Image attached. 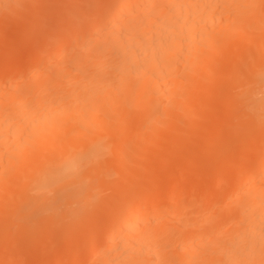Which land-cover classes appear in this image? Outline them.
I'll return each mask as SVG.
<instances>
[{"label": "bare ground", "instance_id": "1", "mask_svg": "<svg viewBox=\"0 0 264 264\" xmlns=\"http://www.w3.org/2000/svg\"><path fill=\"white\" fill-rule=\"evenodd\" d=\"M25 1L30 0H0V215L6 217H0V264L24 260L17 252V260L13 254L1 257L9 239L13 246V240L28 238L19 246L26 257L28 249L32 254L43 241L63 239L71 229L77 243L70 236V242L58 241L71 254L56 252L49 263L50 244L42 245L43 263L83 264L98 249L97 264H264V137L257 136L263 131L256 134L264 130V0H92L88 6L95 9H86L83 17L68 10L71 19H79L74 24H81L72 32L62 22L52 28L56 14L50 12L56 19L44 14L52 30L44 24L40 38L33 25L26 31L16 25L28 8L21 10ZM59 1L51 9H64ZM5 5L9 12L2 15ZM14 19L23 31L12 34L17 30L11 32L8 24ZM30 40L32 46L26 44ZM245 77L257 87L253 95L236 92ZM232 79L238 83L229 86ZM221 82L234 92L224 90L226 104L217 89ZM215 98L222 106L217 100L207 105ZM240 105L244 111H237ZM203 106L219 110V120ZM219 106L228 107L227 113ZM241 112L254 125L255 137L239 136L235 143L231 134L233 143L217 144L229 138L223 131L216 135L215 124L224 130ZM198 118L217 122H210L208 135L199 131L207 135L199 134L201 140L196 128L206 129L209 121L193 122L198 126L189 129ZM189 130L190 143L200 140L198 145H186ZM245 130L235 126L232 133ZM212 140L239 150L246 143L243 156L232 162L230 156L221 162L212 156L213 163L208 156L199 159L215 150ZM216 145L215 154L226 148ZM195 187L203 192L195 190L202 199L193 212L186 195ZM212 197L238 209L229 212V206L207 217ZM8 217L14 222H6ZM57 227L64 230L60 239ZM46 235L54 236L47 242ZM35 251L23 257L29 264L41 258Z\"/></svg>", "mask_w": 264, "mask_h": 264}, {"label": "rangeland", "instance_id": "2", "mask_svg": "<svg viewBox=\"0 0 264 264\" xmlns=\"http://www.w3.org/2000/svg\"><path fill=\"white\" fill-rule=\"evenodd\" d=\"M54 1H57V2H58L59 0H53V1H48V0H35V1H33V0H30L28 3L25 1V3H27V6H26V5L23 6V7L21 8V10L25 9L26 7H28V8H26L25 11L23 10L24 12H22V13H20L21 11H19V13L21 14V17H22V18L20 17V15H19V17L21 18V20H24V21H22V22H21V20L19 21V17L17 16L19 22L17 21V22H16V25L19 24V23H22V26H20L21 24H19V25H17V26H19V27H21V28H23V26H26L25 28H23L24 31H26V29L29 30V28H30V29H31V28L33 29V27H34V28L38 29V35H40V33H39V32H40V28H42V26L45 24V26H43V27H44L45 29H46V27H48L47 32H49V31L52 30V29L50 30V26L48 25V23L50 22V18H51V17H52V18H53V17L55 18V16H52V15H50V14H52V13L54 12V13L56 14V17L58 18L59 21L55 20V21L53 22V21H52L53 19H51V21H52V23H53L52 28H53L54 25H56L58 22H62V23H63L62 25H66V31H69V32L71 31V32H72L73 30L75 31V29L78 28L77 26H80L81 24H80V23H77L78 25H77V24H76V25L74 24L73 20L76 18V16H75V18L72 17V19H73V20H72L71 17H69L70 14L68 13V12H69L68 10H70V13H71V9H73L74 11L76 10V11H75L76 14H78V16H79V13H80V15L83 17V16L87 15V13H88L89 11H90L89 13H91V12L95 9V7H94L93 5L96 6V5L98 4V1H99V4H100V1H104V3H105L107 0H95V1L97 2V4L95 3V4L92 5V6L94 7L93 10H90V9H92L93 7L89 8L91 5H90V6H88V5H89V3L92 4L91 2H93L94 0H93V1H92V0H63V1H66V3L64 2L65 5H63V3H62L63 1L61 0L62 2H61L60 4H62V7H63L65 10L62 9L61 7H60L59 9H55V8H54L55 10H54V9H51V7H53V2H54ZM51 2H52V3H51ZM57 2H56V3H57ZM59 2H60V1H59ZM109 2H110V1H109ZM107 3H108V2H107ZM102 4H103V2H102ZM54 5H55V3H54ZM56 5H57V4H56ZM57 6H58V5H57ZM57 6H56V7H57ZM60 6H61V5H60ZM64 6H65V7H64ZM6 7H7L6 5H5V7L3 6V8H2L3 11L1 10V13H2V12L5 13L4 11L7 10ZM97 7H98V6H97ZM97 7H96V8H97ZM74 8H75V9H74ZM5 9H6V10H5ZM60 9H61V10H60ZM82 9H83V10H82ZM86 9H89L88 12H87ZM53 10H54V11H53ZM57 10H58V11H57ZM51 11H52V13H50ZM60 11H61V12H60ZM8 12H9V11H6V13H8ZM56 12H57V13H56ZM58 12H59V13H58ZM86 12H87V13H86ZM3 13H2V15H3ZM23 13H24V14H23ZM41 13H42L43 15H41ZM46 13L49 14V17H50V18H49L47 15H45V17H44V14H46ZM54 13H53V14H54ZM11 14H12V13H9V15H6V14H4V15L7 17V16H10ZM22 14H23V16H22ZM38 14H40L43 18H46V19H48V20H46V19H42V17L38 16ZM55 14H54V15H55ZM71 14L74 16L73 13H71ZM24 15H25V16H24ZM58 15H59V16H58ZM62 16H63V18H62ZM33 17H34V18H33ZM11 18H12V20H13V15L11 16ZM25 18H27V19H25ZM37 19H38V21H37ZM55 19H56V18H55ZM15 20H16V19H14V22H13V23L11 22L10 24H8V26H9V30H10V31H11L10 28H12V30H17V31H15V32H13L12 34H14V33H19L18 30H20V32L23 31V30L19 29V28L15 25ZM27 20H28V21H27ZM31 20H32V21H31ZM35 20L37 21V23L35 22ZM43 20H46L45 23H44ZM78 20H79V19H78ZM78 20L75 19L74 21H78ZM29 21H31V22H29ZM33 21L35 22V24L33 23ZM56 21H57V22H56ZM71 21H72L73 23H71ZM38 22H39V24H40V27H39ZM42 22H43V24H41ZM50 23H51V22H50ZM12 24H13V25H12ZM23 24H26V25H23ZM11 25H12V26H11ZM29 25H33V26H29ZM28 26H29V28H28ZM15 27H17V29H16ZM44 28H42V30H44ZM62 28L64 29L65 26H63ZM7 31H8V30L6 29V33H7ZM10 31H9V32H10ZM11 32H12V31H11ZM47 32H45V34H46ZM64 32H65V31H64ZM69 32H68V33H69ZM9 35H10V34H9ZM9 35H8V36H9ZM42 35H44L43 32H42V34L39 36V38H40ZM6 36H7V35H6ZM32 38H33V37H32ZM1 39H2V40H6V41H2V42H5V43L8 42V41H7L8 39H6L5 35H3V36L1 37ZM32 40L35 41L34 39H32ZM32 40L28 41L26 44L32 46V42H31ZM2 44H3V43H1V45H2ZM0 48H1V47H0ZM2 48H3V45H2ZM4 57H6V56H4ZM10 57H12V59H9V61H8L9 64H10V63L12 62V60H13V55H11ZM10 60H11V61H10ZM4 61H6V60H4ZM241 74H242V73H241ZM241 74H240V75H241ZM217 75H218V77H217L218 80L221 79V81H223L224 76H222L223 78L220 77V72H219V74L217 73ZM217 75H216V76H217ZM238 75H239V73H238ZM243 75H244V74H242L241 76L243 77ZM231 76H232V78H234V79H236V80L238 79L237 81H239V79H241V78H237L238 76L236 77V75L233 76V75L231 74L230 77H231ZM244 76H245V75H244ZM230 77H229V78H230ZM245 78H246V77H245ZM234 79L231 80V83H230L229 86H231V84L233 85V82H232V81H234ZM241 80H242V79H241ZM241 80H240V81H241ZM237 81H236V82H237ZM219 82H220V81H219ZM236 82L234 81L235 84H236ZM225 83H226V82H225ZM237 83H238V82H237ZM219 84H220V85H219ZM219 84L217 83V86L219 87V88H218V87L216 86L217 89H219L220 92H223V93H224V94L222 93L223 95H220L221 93L219 94V95H220V99H221L222 96L225 95L226 86H225V89H224V87H221V84L224 85V83L221 82V83H219ZM229 86L227 85V88L230 89V90H231L232 88L235 87V86H232L231 88H229ZM221 88H222V89H221ZM220 89L223 90V91H221ZM224 90H225V91H224ZM256 90H257V87H256L255 83H253V82L251 81V79H248V78H246V80L242 81L241 84L238 85V86L236 87V92H239V94H240V92H241V93H245V94H247L248 96H249V95H253L254 91H256ZM214 91H216V89H214ZM219 91H216V93L213 92V96H214V93H215V94L217 95V97L219 98V96H218V92H219ZM227 91H228V90H227ZM227 91H226V92H227ZM232 91H233V90H232ZM227 93L230 94V92H227ZM233 93H234V92H233ZM233 93H231V94H233ZM231 94H230V95H231ZM239 94H236V93H235V95H232V96H238ZM213 96H212V97H213ZM214 97H216V96H214ZM214 97H213V99H214ZM223 99H225V98L223 97V98L221 99V102H222ZM216 100H217V99L215 98V101L213 102V104H207V105H211V106L213 105V106H214V103L216 102ZM218 103H219V100H217V104H218ZM230 103H231V102H230ZM215 104H216V103H215ZM223 104H226V103L224 102V100H223ZM219 105H220V103H219ZM229 105H230V104H229ZM231 105H232V104H231ZM234 105H235L236 107L239 106V105L236 104V103L233 104V105L231 106V109H232V110H233V108H234L233 112L235 111V106H234ZM237 105H238V106H237ZM215 106H216V109H218V105H215ZM220 106H222V105H220ZM220 106H219V107H220ZM226 106H228V105H226ZM233 106H234V107H233ZM240 106H241V105H240ZM249 106H252V104L250 103ZM205 107H206V106H205ZM229 107H230V106H229ZM232 107H233V108H232ZM201 108H203V109H204V112L207 113V114H209L210 117H212L211 115L213 114V117H212V118H214L215 116L218 115L217 111H219V110L214 109V107L211 108V109H205L204 106H203V107H201ZM208 108H210V106H209ZM220 108H221V109L223 108L222 110H224V107H220ZM227 108H228V107H227ZM227 108H226V109H227ZM241 108H243V109H239V108H238L237 111H238V110H240V111H241V110L244 111V107L241 106ZM213 109H214V111H216V112H214ZM226 109L224 110V112L226 111ZM231 109H229L230 111L228 110V112H231V113H232V115H230V116H231L232 118H234V120H235V116L233 115V112L231 111ZM222 110H220L221 113L223 112ZM201 111H202V110H200V114H201V116L204 117V115H202ZM202 112H203V111H202ZM205 113H204V114H205ZM216 113H217V114H216ZM226 113H227V111H226ZM236 113H237V112H236ZM238 113H239V112H238ZM200 114H199V115H200ZM214 114H216V115H214ZM199 115H198V112H197V117H198ZM221 115L224 116V114H221ZM227 115H228V114H227ZM236 115H237V114H236ZM240 115H242V117L239 118ZM201 116H200V117H201ZM223 116H220V117H221L220 121H221L222 119H224ZM233 116H234V117H233ZM239 116H238V119H240V120H237V121L234 122V123H232V122H233L232 120H230V121L227 120L228 123H227V122L225 123V125L227 124V127H226V126L224 125V123H223V125L226 127V128H225V127L223 126L224 130H220V125L222 126V124H220L221 122L219 123L220 125L217 124V125H218V126H217V125L215 124V123H217V122L213 121V123H212V121L207 120V121H209V122L205 121V123H206V122L208 123V124H205L203 121L207 119L206 115H205L204 118L202 117V119H204L203 121H202L201 119H199V118H198V120L195 119V120L193 121V119H194V117H193V119H192L191 122L193 123V122H196V121H199V122L202 121V122L205 124V126H207L206 129H205L204 127H203L204 129H200L201 127H197V126H198V125H199V126H202V125L204 126V124H202V122H200L201 125L199 124V122H197L198 125L195 124L196 127L199 128V129L196 128V135L198 134L197 136L199 137L200 140L202 139V137H201L202 135H199V134H203V133H199V131L204 130V131L206 132V133H204V134L210 133V132H208V130H207V128L209 129L208 125H210V122H211L212 124H215V126L219 128V131L217 130V131L215 132L216 135H219V133H217V132L222 133V131H223V134H224V133H225V134L227 133L229 139H226L227 137L225 138V135H224L223 137H220V139L218 138L220 142L217 143V144H221L222 141H223L222 144H226L227 142H228V143H233V140H230V139L233 138V137H235V136H236V137H235L236 140H235L234 142L236 143V141H237L238 139H242V138L244 137V135H245V137H247L246 135H249V136L251 135L250 138H249V139H251L252 136L255 137L254 135H256L257 132H258V133H259L260 131H261V132H262V131L264 132V130H256V134H255V131H253V129H252V128L254 127V125H253V124H252V125H247V124L249 123L250 119L248 118V119H249V120H248L247 118H246V119L243 118V117H245V115L242 114V112L239 114ZM195 117H196V116H195ZM217 117H218V116H217ZM228 117H229V116H228ZM228 117H226V118H228ZM212 118H211V119H212ZM215 119H216V118H215ZM229 119H231V118L229 117ZM242 119H243V120L245 119V120L243 121ZM213 120H214V119H213ZM218 120H219V117H218ZM241 120H242V122H245V123H242ZM246 120H248V121L246 122ZM165 121L167 122L166 119H165ZM169 121H171V120H169ZM173 121H174V120H173ZM222 121H223V120H222ZM187 122H188V121H187ZM214 122H215V123H214ZM223 122H225V121H223ZM191 125H192V124H191ZM193 125H194V123H193ZM193 125H192L191 128H189V129H192V127L194 128L195 125H194V126H193ZM188 126H189V125H188ZM213 126H214V125H213ZM215 126H214V127H215ZM235 126H237V128H238V127H239V128L241 127V129H249V130H248V131H246V130H245V131H233V133H232V128L235 127ZM246 126H247V127H246ZM182 127H183V126H182ZM228 127H229V129H230L231 127H232V128H231L230 130H228ZM210 128H211V127H210ZM164 129H165V128H164ZM212 129H214V128H212ZM225 129H227V131H225ZM192 130H195V129H192ZM192 130H191V131L189 130L191 134H189V133H186V134H185V136H186L187 134H189V135H188L189 137L187 136V137H188V138H187V141H188L189 143L186 144V145H188V146H192L191 144H192V143L195 144L194 142H196V141H197V145H198V141L200 142V140H196V141L193 140L194 142L192 141V143H190V142H191V141H189V140H190L189 138L191 137L190 135H192V138H193V136H194L193 133H192ZM209 130H210V129H209ZM214 130H215V129H214ZM251 131H252V132H251ZM166 132H168V131H165V133H166ZM229 132H230V134H229ZM236 132H237V133H236ZM245 132H246V133H245ZM263 132H262V134H260V133L257 134V136H258V137L260 136V138H263V137H264V133H263ZM179 133H180V132H179ZM179 133H178V134H179ZM181 133H183V132H181ZM181 133H180V134H181ZM184 133H185V132H184ZM212 133H213V131H212ZM212 133L209 134V135L211 136ZM240 133H244V134H240ZM167 134H168V133H167ZM180 134H179V136H180V138H181L180 141L182 142V140H183V142L185 143V140H186V139H184V138H186V137L183 138V137H181V136H183L184 134H183V135H180ZM204 134H203V136H207V135H208V134H207V135H204ZM213 134H214V133H213ZM227 134H226V135H227ZM231 134L233 135V137L231 136ZM253 134H254V135H253ZM216 135H214V136H216ZM241 135H242V137H241ZM210 136H209V137H210ZM239 136H240V137H239ZM257 136H256V137H257ZM261 136H262V137H261ZM176 137H178V135H177ZM198 137H196V139H197ZM209 137H207V138L209 139ZM216 137H217V136H216ZM230 137H231V138H230ZM238 137H239V138H238ZM192 138H191V139H192ZM207 138H203L204 142H205V139H207ZM237 138H238V139H237ZM178 139H179V138H178ZM208 139H207V140H208ZM211 139H212V137L210 138V141H211ZM213 139H214V137H213ZM215 139H216V138H215ZM223 139H224V140H223ZM243 139H245V138H243ZM253 140H256V139L253 138ZM262 140H264V138H263ZM262 140H260V141H262ZM187 141H186V143H187ZM212 141H213V140H212ZM225 141H226V143H225ZM229 141H231V142H229ZM239 141H240V140H238L237 142H239ZM241 141H242V140H241ZM258 141H259V140H258ZM204 142H203V143H204ZM213 142H214V141H213ZM213 142H209V143H211L212 146H213L214 144L216 145L215 142H217V140L214 142V144H212ZM246 142H247L248 144H250L249 140H247ZM228 143H227V145H228ZM240 143H241V142H240ZM240 143H238V144L240 145ZM243 143H244V141H243ZM199 144H200V143H199ZM222 144H221V145H222ZM238 144H237V145H238ZM241 144H242V143H241ZM195 145H196V144H195ZM211 145L209 146V149L212 148ZM215 145L213 146V149L216 150ZM221 145H219V147L216 145L217 148H218V150H220V147H221V148L226 147L225 145H223V147H222ZM232 145H234V144H231V146H232ZM243 145L245 146L246 143L243 144ZM231 146L229 145V148H227V147H228V146H227L226 148H223V149L220 150L219 154L221 155V157H220V155L218 154V151H217L216 154H215V150H212L211 153H210L211 150H209V153H208V154L206 153L204 157H203L202 155H201L202 157L199 156V157H200L199 159L203 160V158H205L204 160H206V157L208 156V157H207V160H208V161H207V160H206V161H207L208 163H210L211 160L213 159L212 156H216L217 158H219V160H218V159H216V157H215V159L218 160V162H219V161L221 162V160H222L223 158H225V161H226L228 158L232 157V159L230 158V159L227 160L228 162H229V161L232 162V161H234V160H237V158H239L238 156H240V157L243 156V153H241V152H244V151H241V148H242V149H245L244 146H243L244 148H243L242 146L239 147L240 150L237 149L238 146L236 147V145L234 146V149H231V148H232ZM186 147H187V146H186ZM214 147H215V148H214ZM213 152H214L215 155H213ZM221 153H222V154H221ZM240 154H241V155H240ZM224 155H225V156H224ZM226 155H227V157H226ZM210 156H211V157H210ZM218 156H219V157H218ZM229 156H230V157H229ZM234 157H236V159H234ZM208 158H211V159L209 160ZM220 158H221V160H220ZM201 160H200V161H201ZM222 161H223V160H222ZM213 162H214V161H213ZM213 162H211V163H213ZM215 162H216V161H215ZM173 168H174V167H173ZM173 168H172V169H173ZM175 169H176V174H177L178 170H177V168H175ZM173 170H174V169H173ZM179 170H180V168H179ZM174 171H175V170H174ZM174 171H173V172H174ZM179 173H180V172H179ZM179 173H178L177 175H179ZM173 175H174V173H173ZM209 175H210V174H209ZM209 175H208V176H209ZM168 176H169V175H167V177H168ZM208 176H207L206 178H208ZM181 177H182V176H181V173H180V177H179V178H180V180L182 181V183H185V181L183 182V180L181 179ZM177 178H178V176H177ZM206 178H205V179H206ZM209 178H210V179H211V178L213 179L212 176L209 177ZM212 179H211V180H212ZM155 180H158V179H155ZM206 180H207V179H206ZM211 180H210V181H211ZM145 181L150 182V181H148V180H145ZM154 182H156V181H154ZM145 183H146V182H145ZM156 183H157V182H156ZM150 184H151V183H148V185H150ZM146 185H147V184H146ZM148 185H147V187H148ZM177 185L179 186L180 183L178 182ZM202 185H203V188H204L205 185H204V184H202ZM175 186H176V185H175ZM178 186H177V187H178ZM183 186H185V185H183ZM177 187H176V189H175V194H176L177 192H179V191H176V190L178 189ZM180 188H181V186H180ZM184 188H185V187H184ZM198 188L201 189V187H198ZM198 188L195 187V189L192 188L191 190H190V188H189V189L187 188V189L190 191V193H189L188 195H186V203L189 204V205H191V211H193V212H194V211H197V210H196V208H194L195 210L192 209V207H193L194 205H196V203H197L198 201H200V199H202V197H200V194H202L203 191H202V190L199 191ZM179 190H180V189H179ZM192 190H193V194H192ZM195 190H197L198 193H200L201 191H202V192H201L200 194H197V191H196V193H195ZM191 194H192V195H191ZM194 194H195V195H194ZM196 194L198 195V197H197ZM106 196H107V195H106ZM223 203H224V204H223ZM221 204H223V208H222V209H221ZM225 204H226V203H225L223 200L218 199V198L216 199V198L212 197L211 200H210V202H209L208 204L205 205V208H207L206 206L209 205L208 208H209L210 210L208 211V209H206L204 214L207 213L206 216H207V217H210V215H213V214H216V213L226 212L227 207H229L230 205H227V207H225V206H226ZM224 205H225V206H224ZM232 205H233V204H231V206L229 207L230 209L228 208L227 211L229 210V212H231V211H234V210L238 209L237 206H232ZM224 207H225V209H224ZM217 208H219V209H221V210H219V209H217ZM216 209H217V211H216ZM231 209H232V210H231ZM104 210H107V212H108V208H107V209H104ZM213 210H214V212H213ZM230 210H231V211H230ZM109 211H111V210H109ZM207 211H208V212H207ZM210 211H212V212H210ZM104 212H106V211H103V213H104ZM208 213H209V214H208ZM211 213H212V214H211ZM12 214H13V213H12ZM105 214H106V213H105ZM108 214H109V212H108L105 216H107ZM15 215H16V214H15ZM15 215H11V216H9V217H10V218H13V216H15ZM4 216H5V215H4ZM4 216H3V215H0V217H1L3 220L6 219V217H4ZM206 216H205V217H206ZM9 217H8V218H9ZM15 217L17 218V216H15ZM10 218H9L8 220H6V222H7V221H8V222L11 221ZM18 218H19V217H18ZM4 221H5V220H4ZM17 221H18V219H17ZM19 221H20V220H19ZM11 222H14V220H12ZM20 222H21V221H20ZM13 224H14V223H13ZM57 228H58V227H57ZM57 228H55V229H57ZM82 228H84V227L82 226ZM14 229H15V228H14ZM58 229H60V228H58ZM60 230H61V229H60ZM70 231H71V232H70ZM63 232H64L63 229L61 230V232H59V237H58L59 239L61 238L60 236L63 237V236H65L66 234H67L66 236H70V237H73L72 235H75V237H76V235H77V234H75L76 231L74 232L73 229L68 230L67 232H64L65 235L63 234ZM68 232L70 233V235H68V234H69ZM73 232H74V234H72ZM55 233H57V232H55ZM224 233H226V237H227V238L230 237L229 235L231 234V232H230V229H229L228 227L225 228ZM61 234H62V235H61ZM52 236H54V235H52ZM52 236H51V237H52ZM66 236H65L66 240L68 239L67 241L70 242V241H69V238H67ZM22 237H23L22 239H21V238L19 239L20 241H19V240H15V242H14V240H13V244H12L13 246H10V244H11V242H12V239H11V241H10V239H9V242H8V241H5V245H7V242H8V245H9V246L7 245V246H8V247H7L8 249H7L6 247L3 249L5 252L3 251V254L1 255V257H3V258H7V257H8V258H11V259H12L11 254H13L14 252H17V253H18V256H17L18 259H19V258H20V259H21V258L24 259L23 261H21V263L24 262L23 264H26V263L29 264V262H26L27 259H25V258H26V257L31 258V257L29 256V254H30V252H31L32 250H30V252H29V249H28V248H30L31 246L27 248L29 254L27 253V256H26V257L23 256L22 254H20V252H21V249L19 250L20 243L22 242V244H23V243H25L26 241H28V238H26L27 240H26V239L24 240L25 237H24V236H22ZM47 237H49V236L46 235V239H45V237L43 236V238H44L45 240H47V242H48V238H47ZM51 237H49V238L51 239ZM56 237H57V235H56ZM56 237H55V238H56ZM77 237H78V236H77ZM43 238L41 239V242H42V240H44ZM53 238H54V237H53ZM65 238L63 237V239H65ZM56 239H57V238H56ZM56 239H55V240H56ZM63 239L61 238L60 240H57V241L54 240V242H52V241L49 240L50 243L47 244V245L50 244V245H49V248H47V247H46L47 245H44V243H43V242H46V241H43V242L41 243V246L39 245V246L37 247V249H38V248H39V249L36 250V251L33 250L32 254H30V255H32V257H33L34 251H35L36 253H38V251L40 250V248H41L42 245H43L44 248L50 249V251L47 250V252H48V254H49L48 256H50V260H49V257H48L47 260H48L49 263H50V262H51V259H53L52 257H53V256H56V255H55L56 252H57V255L59 254L58 252H60V253L62 252V253H63V251H61L62 249L59 248V247H60V242H58V241H62ZM76 239H77V238H76ZM6 240H7V239H6ZM23 240H24V241H23ZM70 240H71V243H72V244H75L76 240H74V237H73V238H70ZM72 240H74V243H73ZM78 240H79V239H78ZM18 242H19V244L16 245ZM51 242H52L53 244H51ZM77 242H78V241H77ZM77 242H76V243H77ZM54 243H55L56 246H57V247L55 246L56 248L53 246ZM71 243L69 244L70 247L72 246ZM14 246H15V247H14ZM50 246H51V248H50ZM70 247H69V248H70ZM9 248H10V249H9ZM44 248L42 247L41 250L39 251L38 254L41 255V256H40L41 258H40L39 260H37V262L40 261V260H42L43 256H44L43 259L45 260V256L47 255V254H46L47 252L44 250ZM69 248H68V249H69ZM6 249H7V250H6ZM30 249H31V248H30ZM56 249H58V250H56ZM14 250H15V251H14ZM18 250H19V251H18ZM22 250H23V249H22ZM25 250H26V247H25ZM53 250L55 251V253H54ZM59 250H60V251H59ZM44 251H45V252H44ZM66 251H67V250H65V252H64L63 254H66V255H68L69 253L71 254V252L68 251V253H66ZM6 252H7V253H6ZM25 252H27V250H26ZM49 252H50V253H49ZM51 252H52V253H51ZM97 252H98V249L95 250V251L93 252L94 255L91 254V255H89L90 257H87V256H86L87 259H86L85 262H84L83 259H82V258L85 259V257H82V258L80 257V260L82 259L83 264H95V263L97 264L98 261L95 260V258L98 259V257H97V256H98V255H97L98 253H97ZM22 253H24V250H23ZM43 253H44V254H43ZM5 254H6V255H5ZM15 254H16V253H15ZM38 254H37V258L39 257ZM95 254H96V255H95ZM13 255H14V254H13ZM24 255H25V254H24ZM66 255H65V256H66ZM92 255H93V256H92ZM20 256H21V257H20ZM95 256H96V257H95ZM13 257H14L15 260H17L16 255H14ZM23 257H25V258H23ZM34 257H35V256H34ZM46 257H47V256H46ZM8 258H7V259H8ZM35 258H36V257H35ZM22 259H21V260H22ZM31 260H32V259H31ZM31 260H30V263H31V264H34L33 262H31ZM44 260H42V263H43ZM27 261H28V260H27ZM52 261H53V260H52ZM37 262H36L35 264H37ZM21 263H19V264H21ZM38 263H39V262H38ZM40 263H41V261H40ZM40 263H39V264H40ZM42 263H41V264H42ZM46 263H47V262H46ZM46 263H43V264H46ZM16 264H18V263H16ZM52 264H53V263H52ZM80 264H82V263H80Z\"/></svg>", "mask_w": 264, "mask_h": 264}]
</instances>
